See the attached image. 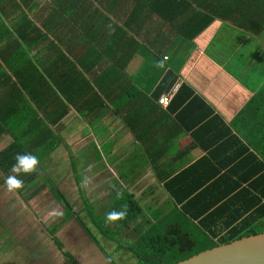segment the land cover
<instances>
[{
  "label": "crops",
  "instance_id": "obj_1",
  "mask_svg": "<svg viewBox=\"0 0 264 264\" xmlns=\"http://www.w3.org/2000/svg\"><path fill=\"white\" fill-rule=\"evenodd\" d=\"M152 1L157 11H167L164 16L148 18L147 0H0V153L15 142L21 155L38 158L32 171H0V264H22L36 255L45 261L43 248L59 250L50 233L55 228L63 250L74 257L70 262L63 256L64 262L115 264L99 246L89 207L95 217H106L118 239L128 240L121 245H129L176 205L166 181L210 156L205 146L213 136L201 128L204 122L189 129L192 119L179 118L180 86L189 85L228 123L264 87V0H254L253 19L244 14L245 24L234 21L237 10L222 14L237 0ZM208 15L211 22L188 36ZM115 23L142 31L122 76L113 73L115 53L107 50ZM157 30L166 42L156 40ZM158 50L165 62L183 61L174 84L158 96L171 94L168 105L155 95L168 71L159 69ZM18 76L36 82L32 92ZM8 176L22 186L9 191ZM52 186L82 222L64 221ZM122 191L142 207L126 226L106 216ZM49 192L52 198L44 196Z\"/></svg>",
  "mask_w": 264,
  "mask_h": 264
},
{
  "label": "trees",
  "instance_id": "obj_2",
  "mask_svg": "<svg viewBox=\"0 0 264 264\" xmlns=\"http://www.w3.org/2000/svg\"><path fill=\"white\" fill-rule=\"evenodd\" d=\"M166 3L170 4L169 1ZM144 6L148 18L154 14L162 17V12H167L164 9L157 11L152 0H147ZM255 6L254 0H237L235 9L227 4L222 14L227 16L237 10L239 14L233 17L234 21L245 24L243 15L249 16V11ZM212 19L210 15L204 17L193 25L188 36L193 37ZM248 19L252 20L253 14ZM131 26V23L121 26L115 23L114 29L108 35L110 43L107 50H114L116 63L112 70L116 76L123 75L125 67L140 46L137 37L142 35V31L139 27L131 29ZM153 30L148 29L147 33ZM155 38L167 41V36H161L160 30H157ZM157 52L160 54L164 50ZM160 57V71L164 72L166 68L168 71L155 89L156 99L161 92L168 91L174 84L175 73L183 65V61L165 62L164 54ZM83 65L85 69H89L84 63ZM18 78L22 88L32 92L36 82H31L32 79L25 82L27 79L22 80L20 76ZM18 91L22 93V90ZM177 94L179 97L175 102L176 107L183 104L178 113L179 118L192 119L189 129L200 128L197 123L204 122L201 128L213 136V140L208 141L205 146L211 152L209 157L204 156L184 172L177 173L166 181L167 190L176 205L171 206L169 212L162 214L146 229L140 230V236L134 242L120 245L135 255L137 264H174L218 244L264 231V87L237 113L232 123L214 113L211 105L194 94L189 85L182 84ZM4 131L5 127L0 125V137ZM53 132L51 130V135ZM16 146L14 142L0 153V171L3 173L13 170L15 157L21 154V151H16ZM52 192L65 210L64 221L74 217L82 222L78 218L80 214L66 195L56 186H52ZM90 207L87 208L90 219L99 233L108 240L121 243V239L105 223L106 217H95ZM113 210L125 211V216L117 221L121 226H126L141 215L142 207L133 194L122 191ZM81 224L89 236L96 240L91 228ZM56 231L57 228L50 231L55 245L72 262L74 257L70 251L63 250L64 245L55 236Z\"/></svg>",
  "mask_w": 264,
  "mask_h": 264
},
{
  "label": "water",
  "instance_id": "obj_3",
  "mask_svg": "<svg viewBox=\"0 0 264 264\" xmlns=\"http://www.w3.org/2000/svg\"><path fill=\"white\" fill-rule=\"evenodd\" d=\"M174 264H264V231L218 244Z\"/></svg>",
  "mask_w": 264,
  "mask_h": 264
},
{
  "label": "rangeland",
  "instance_id": "obj_4",
  "mask_svg": "<svg viewBox=\"0 0 264 264\" xmlns=\"http://www.w3.org/2000/svg\"><path fill=\"white\" fill-rule=\"evenodd\" d=\"M65 169V168H64ZM61 169V170H64ZM46 176H48V174H45ZM53 181H55V179L53 178ZM71 191H68V193H70ZM44 196L47 198H52L51 193H44ZM94 234L97 235L98 237H96L98 239L99 242V246L101 245L103 248H105L108 252V256H106L107 258H112L114 259L115 264H136L137 259L135 257V255L132 252H128L123 246H120L122 243H112L110 242V240L106 239L105 237H103V235H101L99 232H97L96 230L94 231ZM87 239V237H85ZM122 242L125 243H129L128 240L126 239H121ZM85 243V242H84ZM10 243L6 242L4 243V247L6 249H10L11 245H9ZM47 245V244H46ZM52 246V245H51ZM25 248V247H23ZM28 249V248H27ZM37 251V250H35ZM44 254L46 256V260L45 261H41L43 259L39 258L38 255L34 256V258H30L31 260H34V264H71L68 261L64 262L63 255L59 250H47V248H43ZM6 258H10L8 254H6ZM128 258V259H127ZM31 260L27 259L26 262L22 263V264H32ZM122 260V261H121Z\"/></svg>",
  "mask_w": 264,
  "mask_h": 264
},
{
  "label": "clouds",
  "instance_id": "obj_5",
  "mask_svg": "<svg viewBox=\"0 0 264 264\" xmlns=\"http://www.w3.org/2000/svg\"><path fill=\"white\" fill-rule=\"evenodd\" d=\"M16 163L13 165V170H22L24 172H29L34 170L36 165L38 164V158L30 153L25 154H17L15 157ZM4 184L6 185L9 191H13L19 189L22 186V181L16 176H8L4 180ZM107 219L109 221H115L118 219H122L125 216V211H109L107 214Z\"/></svg>",
  "mask_w": 264,
  "mask_h": 264
},
{
  "label": "built area",
  "instance_id": "obj_6",
  "mask_svg": "<svg viewBox=\"0 0 264 264\" xmlns=\"http://www.w3.org/2000/svg\"><path fill=\"white\" fill-rule=\"evenodd\" d=\"M177 86L178 85L175 86L174 90L177 88ZM158 100L161 104L168 105L171 102V94H162Z\"/></svg>",
  "mask_w": 264,
  "mask_h": 264
}]
</instances>
